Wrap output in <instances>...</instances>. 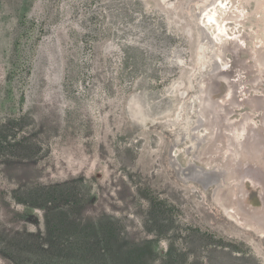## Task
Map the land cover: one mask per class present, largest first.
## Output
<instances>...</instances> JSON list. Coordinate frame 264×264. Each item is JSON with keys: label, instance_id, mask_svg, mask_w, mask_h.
Here are the masks:
<instances>
[{"label": "rangeland", "instance_id": "obj_1", "mask_svg": "<svg viewBox=\"0 0 264 264\" xmlns=\"http://www.w3.org/2000/svg\"><path fill=\"white\" fill-rule=\"evenodd\" d=\"M212 2L0 0V264H264L263 236L218 202L227 168L194 160L212 138L208 109L197 113L204 76L218 69L264 100L256 26L226 23L219 57L200 17ZM239 38L248 48L236 55ZM243 62L257 74L232 77ZM243 112L233 106L224 125L246 123ZM241 180L244 204L261 207V187Z\"/></svg>", "mask_w": 264, "mask_h": 264}, {"label": "bare ground", "instance_id": "obj_2", "mask_svg": "<svg viewBox=\"0 0 264 264\" xmlns=\"http://www.w3.org/2000/svg\"><path fill=\"white\" fill-rule=\"evenodd\" d=\"M251 4V9H247L246 5L250 7ZM221 6H225V9H221L222 13L219 14L217 10L218 8L220 9ZM235 6L237 8L236 12L230 11V7ZM254 8L255 12H253ZM200 17L204 19L203 22L206 23V25L209 24L212 25V28L215 27L216 30L214 34L217 42L220 40L217 36H220L221 39L226 37V23L228 22H235L239 26L246 28H249L250 25L256 26V28L252 30L254 44L252 42L253 46L250 47L251 50L255 52V56H253L254 60L258 64H264V47L262 46V43H264V0H214V2L202 10ZM246 40L247 39L239 38L237 41L233 42V50L236 55L247 50L248 47H245ZM229 44L226 43V40L225 42L218 43L217 54L219 57L229 50L227 48V46H230ZM215 60L219 65L218 58ZM217 70H214L210 76H204L200 82V85L204 88L199 87L201 91L199 94L201 95L197 97V99L199 98L200 100L198 102V104H200L198 107L200 113L198 109L197 113L199 114L198 116H200V114L204 116L203 112L206 110L205 106L208 109L209 115L207 116L206 114L203 125L206 131L212 133V138L210 142L208 141L209 139H204L200 142L195 152L196 158H194V160L204 166L202 167L203 170H214L222 167L227 168V171L223 175V181L228 182L227 186L229 187L224 185L220 191L217 192L219 204L228 217L238 225L247 230H253L260 236H264V117L262 125L259 127L255 126L254 129L251 128L252 118L256 115L257 109L263 108L264 110V100L259 97L250 96V92L247 90L248 84L245 81L241 82L238 88H235L234 81H232L230 77H226L225 74L224 77L219 75ZM231 71L233 74L232 77L236 79L240 77L241 80L245 77H249L252 71L254 75L257 74V70L254 66L246 65L244 62L232 68ZM221 79L227 82L225 93L220 98L213 99L212 96L219 91ZM257 79L261 81L260 84H256L254 80H251L255 88L264 84L263 79L259 77H257ZM202 91H204V93ZM204 94L205 96L203 97ZM236 105L244 108V112H246L248 118L246 123H240L238 125L231 123L230 125H224L233 106ZM249 128L250 130H248ZM235 130L241 133L243 138L242 141L234 137ZM218 140H222L227 144L228 151L223 152L222 150H218L219 152L214 154L219 148V146L216 145ZM229 147H233V149L230 150ZM178 152L179 150L174 148L172 157H176ZM231 152H235L238 158H234ZM246 158L253 161L255 166L252 168L243 167L241 163ZM240 172H242V174L239 175L240 177H244V179L249 177L254 187H261L260 198H262L263 201L261 207H257L256 204H251L250 206L244 204L245 194L242 185L243 180L239 182V176H237ZM232 177L235 178L233 182L230 181Z\"/></svg>", "mask_w": 264, "mask_h": 264}, {"label": "trees", "instance_id": "obj_3", "mask_svg": "<svg viewBox=\"0 0 264 264\" xmlns=\"http://www.w3.org/2000/svg\"><path fill=\"white\" fill-rule=\"evenodd\" d=\"M78 150H79V149L76 150V153L79 154L80 150H79V151H78ZM80 156H81V155H80ZM71 159H72L71 157H68V158L64 159V163H71V162H72ZM3 216L6 218L7 215H3ZM4 217H3V218H4Z\"/></svg>", "mask_w": 264, "mask_h": 264}, {"label": "water", "instance_id": "obj_4", "mask_svg": "<svg viewBox=\"0 0 264 264\" xmlns=\"http://www.w3.org/2000/svg\"><path fill=\"white\" fill-rule=\"evenodd\" d=\"M213 61L215 62V56L213 55ZM216 63V62H215ZM217 64V63H216ZM196 158V157H195ZM218 204V203H217ZM219 205V204H218ZM224 214L228 217V215L224 212ZM262 239L264 240V236L262 237Z\"/></svg>", "mask_w": 264, "mask_h": 264}]
</instances>
